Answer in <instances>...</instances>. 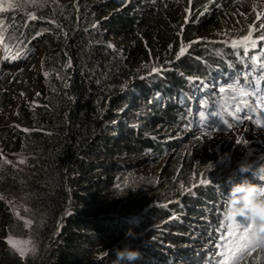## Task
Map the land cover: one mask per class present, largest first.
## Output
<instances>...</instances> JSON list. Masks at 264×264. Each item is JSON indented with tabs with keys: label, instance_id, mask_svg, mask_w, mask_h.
<instances>
[{
	"label": "trees",
	"instance_id": "16d2710c",
	"mask_svg": "<svg viewBox=\"0 0 264 264\" xmlns=\"http://www.w3.org/2000/svg\"><path fill=\"white\" fill-rule=\"evenodd\" d=\"M12 2L22 5L25 13L17 9L11 11V19L3 18L7 31L0 45L6 53L9 49L18 51L16 70L8 72L3 80L12 75L26 84L37 86L39 81L45 86L39 88L37 104L18 108L13 122L0 126L1 150L14 153L0 152V264L111 263L112 248L123 236V225L140 224L138 220L126 222L125 187L136 161L125 160V156L135 154L138 159L149 148L158 151L163 144L160 140L172 133L153 131L154 127L173 129L194 124L186 103V96L193 93L191 84L187 80L188 84H177L169 76H164L168 82L164 77L158 80L151 76L155 74L152 69L174 64V76L181 70L193 78L206 76L209 84H214V72L220 71L227 76L224 80L228 86L237 80L245 84V74L251 83L256 71L261 70L251 66V60L247 64L248 58L240 48L212 40L194 42L190 57L177 59L181 39H190L198 30L183 29L179 41V35L168 30L159 0ZM217 2L222 0H194L193 9H199L200 18L205 20L206 15L218 14ZM29 13L36 19H30ZM171 39L172 48L168 46ZM39 54L43 64L36 72L38 77L32 78L28 67L23 68L35 62ZM259 57L264 58L263 54ZM191 58L210 61L211 68L207 63L194 67ZM144 60H152L146 69ZM6 61L4 58L0 63V81ZM47 71L50 75L45 74ZM205 102V98L199 102L200 111L205 110ZM11 105L8 93H0V111ZM166 142L172 145L177 140ZM21 159L25 162L20 163ZM231 173L234 176L230 182L222 181L218 186L223 195L227 196L231 181L239 182L245 176L252 183H261L259 174H249H262L259 169L245 176L237 169ZM223 195L219 194V199L202 197L205 203L195 199L188 202L190 209L205 211L201 207L211 200L215 209L207 213L187 210L181 217L169 218L170 228L157 231L168 238L159 240L153 234L143 239L156 245L149 264H210L211 257L195 258V246L175 244L184 240L202 242L200 237L210 241L222 226L227 230ZM15 209L24 219L15 215ZM196 215L205 217L208 225L190 222ZM29 219L31 227L25 224ZM9 235L31 240L36 251L22 258L7 243ZM160 247L169 249L168 253Z\"/></svg>",
	"mask_w": 264,
	"mask_h": 264
},
{
	"label": "rangeland",
	"instance_id": "374dc122",
	"mask_svg": "<svg viewBox=\"0 0 264 264\" xmlns=\"http://www.w3.org/2000/svg\"><path fill=\"white\" fill-rule=\"evenodd\" d=\"M54 1L57 3L70 0ZM193 2L194 0H159L160 7L162 4L164 6L163 14L167 17L169 22L168 30L177 33L179 35V41L182 37L183 29L187 30L192 27L198 30L190 39L185 40V38H183L181 42H179V48L181 45H190L187 51L182 55L183 57L186 56L185 58L190 57L196 45L194 42L198 40H201V43H207L205 40H212L217 43L230 45V43H225V41L230 42L232 39H239L247 33L249 25L255 23L256 27L259 28V23L264 21V16L261 17V21H256V13L264 12V0H222V2H217L215 4V10H223L224 12L219 11L218 14L215 13L212 14V16L206 15L205 20L200 18L202 13L198 11L199 9H193ZM12 3L14 4V2ZM253 4L256 5L255 10L253 9ZM5 7H7V0ZM21 9H23V7ZM11 13V11H6L2 16L9 20L11 19ZM219 14L222 15V18L218 17ZM254 36H257V32H254ZM173 42V39L168 42L170 48H172ZM241 50L242 53H245L243 49ZM261 54L264 56V43L258 42L257 48L249 49L248 53L245 54V57L248 58L247 64H249L251 58L259 57ZM5 55H8V57L17 56L18 51L14 52L9 49L6 53L4 52V48L0 45V63L3 62ZM37 58L35 62L32 61L29 65L25 64L23 68L25 70V67H28L30 74H32V78L36 75L38 77V73L36 72H39V68L43 64L42 55L39 54ZM16 62L17 58H8V61L3 63V72L5 74L0 81V93H8L12 105L0 111V126L11 124L18 108L23 106L32 107L34 104H37L38 98L35 99V97L39 94V88L45 86V82L39 81H36L38 84L37 86H35L34 83L26 84L22 78L14 79L15 77L12 75L3 80L8 76H6L8 72L16 70ZM209 62L210 61L205 62L207 63V68L210 65ZM142 63L146 66L144 68L146 69L152 64V60H144ZM190 63L197 67H202L205 64L200 60H193L192 58ZM217 64L218 62L215 66L213 65L215 69L218 67ZM174 67L175 65L170 63L168 65L155 67L159 69V71H155V74L152 73L151 76L156 77L158 80H163L161 77L169 76L173 82H177V84L179 82L180 85L191 84L193 93L186 96V103L188 104L189 111L193 113L194 124H187L183 127L177 126L173 129L166 125L154 127L153 131L160 130L163 134L172 133L171 136H165L164 139L160 140L161 142L163 141V144L158 146L159 150L154 151L149 148L144 151V155L138 159H136L135 154L125 156V160L131 162L136 161L133 166L131 165V171L133 173H131L129 177V184H126L125 187V197H127L125 199L127 201L125 202V206L128 208L125 214L127 218L126 222L132 224L138 220L140 224L136 226H131L130 224L123 225V236L116 240L112 248L114 254L112 257L113 261L108 264H116L117 257L114 250L117 246L123 247L124 244H131L132 247L139 248L141 251L145 252L141 259L132 262V264H149L151 262L152 249L155 248L156 245L155 242H143V239H146L147 236H153V234H157L153 237L159 240L168 238L167 234L159 235L157 231H161L162 229L168 230V228H170L169 224H167L168 221H166L169 218L181 217V213L187 214V210L190 209L188 202H194L192 201L193 199L205 203V201L201 199L202 197L204 199H208L207 197L210 196L220 198L217 192V190L219 191L218 186L222 181L230 182V178L234 176L231 171L237 169L238 162L241 159L246 160L250 164L251 161L254 162L251 164L252 172L264 166V126H260L264 124V111L259 113V118L254 114L252 121L245 120L243 125L234 124L231 130H213L210 126L211 120L206 124L201 123L199 120L196 122L194 111L197 110L196 107H201V103L199 102L203 98H205L208 105L211 106L213 103L222 100L220 98L223 96L230 97L233 95L231 91L225 94H221L218 91L221 87L228 88L229 82L224 80L227 76H225L223 72L216 71L213 75L214 84H209L206 76L189 80V77L193 75L184 73L181 70H178L180 75L176 74V77L172 74L176 73L173 69ZM45 74L50 75L49 71ZM255 74L256 75L252 77L251 83L259 78L262 73L256 71ZM164 78L165 80L163 81H167V78ZM248 83L251 84L250 82ZM262 86H264V81L260 82V87ZM245 99H249L253 103L255 102L254 97H245ZM241 115L243 116V113H241ZM229 123H233V121L229 120ZM239 138L246 139L247 144L236 146V141ZM170 140H177V142L170 145L166 142ZM226 153L231 154L230 161L228 156L225 155ZM209 166L211 167L209 168ZM231 166L233 169H229ZM202 178L209 179L211 182L206 185H200L199 180ZM231 183L233 182L231 181ZM227 184L223 188H225ZM181 185L184 187L181 188ZM193 185H196V187H193ZM258 185L264 186V181H261ZM184 189H191V192H185ZM225 201L227 203L226 198ZM206 202L207 204L204 205L205 211H200V213L212 212L210 210L215 209L214 206L210 205L211 200ZM191 211L196 212L197 210ZM188 216H190V214H188ZM200 217L201 216L196 215L190 222L197 223L204 227L207 226L208 224L205 223L203 219H200ZM212 222L213 219L211 224H209L210 228L213 225ZM130 229L137 234V236L135 238L129 237L126 239L125 235ZM208 230L213 232V230L209 228ZM220 235L221 232L214 234V238H211L210 241H204V238L200 237L203 243L200 241L196 242V240L195 242H192V240H184L175 244V246L178 245V247H181V245H190V247H192L194 244H197V255H195V258L198 259L202 256L211 257L210 264H216L218 260L222 259V257L217 254V244ZM166 242L168 243L169 241ZM166 242L162 244H167ZM166 247L168 246L166 245ZM160 248L168 253L169 249L164 247ZM258 255L261 256L260 264H264V253L260 250L253 252L251 256H246L239 261V264H254V260ZM186 262H190V259H186ZM181 263H184V261H181ZM119 264H129V262L122 261L119 262Z\"/></svg>",
	"mask_w": 264,
	"mask_h": 264
},
{
	"label": "snow or ice",
	"instance_id": "6c2138e0",
	"mask_svg": "<svg viewBox=\"0 0 264 264\" xmlns=\"http://www.w3.org/2000/svg\"><path fill=\"white\" fill-rule=\"evenodd\" d=\"M6 0H0V44H3L4 33L7 31V27L4 25V19L2 14L6 11H13L22 8V5L13 4L12 0H7V7H5ZM256 5L253 4V9L255 10ZM30 19H36L34 13L28 14ZM264 16V12L256 13V21H261V17ZM54 23V21H53ZM254 32H259V35L254 38ZM38 33L37 35H39ZM258 42H264V21L259 23V28L256 27L255 23L248 26L247 33L241 36L239 39H232L230 42L225 41V43H230L231 47L234 49H243L245 54L248 53L249 49L257 48ZM7 49V45H4ZM190 45H181L177 59L180 58ZM6 59H16L17 56L5 57ZM255 67L261 70V75L259 78L255 79L253 83L249 84L247 81V75L245 74V84H240L239 80L235 81L234 84L229 85L228 88L221 87L218 89L219 93L225 94L229 91L233 93L232 96H223L221 103H213L211 106L207 105L205 102V110L199 113L201 123H207L211 120V127L213 130H231L233 125H243L245 120L252 121L254 114L259 118V113L264 111V89H261L260 82L264 81V58L253 57ZM254 67V71H255ZM153 72L159 71V69L153 68ZM193 78L189 77V80ZM251 89V90H249ZM245 97H254L255 102L253 103ZM209 108L211 110H209ZM243 113V116L241 115ZM229 120L233 123H229ZM255 123V122H254ZM260 126H264L261 124ZM25 131H28L25 129ZM242 144H247V140L239 138L236 141V146ZM6 163H11V161H5ZM25 160L21 159L20 163H24ZM211 166H209L210 168ZM264 173V169L260 170ZM250 175H258L259 173H249ZM211 181L209 179H200V185L209 184ZM184 186L181 185V188ZM196 187V185H193ZM185 192H191V189H184ZM15 215L20 217L19 210L15 209ZM25 211H28L25 208ZM224 220L227 221L226 228L224 231V226L219 230L221 232L217 248L218 255L222 259L218 260L216 264H239V261L244 259L246 256H251L253 252L260 250L264 253V248H260L258 245L254 244L250 238V234L254 231V222L250 217H240L236 221H230L226 216ZM27 227H31L32 221L25 220ZM7 243L12 247L18 254L23 258L29 252H35V245L32 244L31 240H22L12 235L7 237ZM222 249V250H220ZM261 256L258 255L254 264H260Z\"/></svg>",
	"mask_w": 264,
	"mask_h": 264
},
{
	"label": "clouds",
	"instance_id": "9594fccd",
	"mask_svg": "<svg viewBox=\"0 0 264 264\" xmlns=\"http://www.w3.org/2000/svg\"><path fill=\"white\" fill-rule=\"evenodd\" d=\"M20 10H22L25 13L24 8L23 9L20 8ZM65 32L66 31L64 30V34L66 36L67 33ZM255 37L256 36H254V38ZM68 65H69V60L67 61L64 71H66ZM194 67L197 66L194 65ZM261 89H264V86H262ZM209 110L211 109L209 108ZM198 120L200 121V117H198ZM0 152L6 155L14 154L11 152H3L1 150V140H0ZM225 155L228 156L230 161L231 154L226 153ZM251 169H252V165L246 160L241 159L238 162L237 170L241 176H245V174L249 173ZM262 174H259V177L261 181H264V173ZM217 192L223 195V193H220L218 190ZM226 199H227V207L225 210V216L230 221H236L240 217H250L255 225L254 231L250 234V238L254 244L258 245L260 248H264V186L252 183L245 176V178L241 179L239 182L231 183V187L227 193ZM223 202L226 203L225 199L223 200ZM201 208L205 209V207H201ZM189 210H193V209H189ZM195 210L200 211L199 209H195ZM194 217L195 216H193V218ZM200 219L207 220L205 219V217H200ZM136 236L137 234H135L131 229L126 233V239H128L129 237L135 238ZM114 251L117 257L116 264H119V262L122 261H128L129 264H132V262L141 259L143 255V253L139 248H134L131 246V244H124L123 247L117 246Z\"/></svg>",
	"mask_w": 264,
	"mask_h": 264
},
{
	"label": "bare ground",
	"instance_id": "6f19581e",
	"mask_svg": "<svg viewBox=\"0 0 264 264\" xmlns=\"http://www.w3.org/2000/svg\"><path fill=\"white\" fill-rule=\"evenodd\" d=\"M251 66H253L254 65V60H253V58H251ZM212 71L214 72L215 71V67L214 68H212ZM220 99H222V98H220ZM222 102V100H219L218 102H217V104L218 103H221ZM196 111H194V113H195V119H196V122L198 121V117H199V113L201 112L200 111V107H196ZM260 174V173H259ZM194 246L195 247H197L198 245L197 244H194Z\"/></svg>",
	"mask_w": 264,
	"mask_h": 264
}]
</instances>
